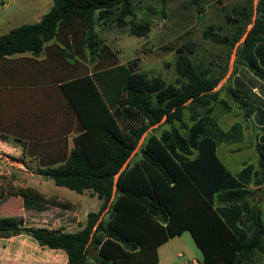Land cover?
Wrapping results in <instances>:
<instances>
[{
	"label": "trees",
	"instance_id": "obj_1",
	"mask_svg": "<svg viewBox=\"0 0 264 264\" xmlns=\"http://www.w3.org/2000/svg\"><path fill=\"white\" fill-rule=\"evenodd\" d=\"M132 1L51 0L36 22L0 35V61L11 62L6 57L24 53L33 57L44 53V60H53L56 56L49 49L53 47L60 63L85 52L96 63L89 74L57 78L53 93L44 95L33 91L40 82L49 83L47 77L43 72H37L36 79L30 75L33 66L26 58L19 59L25 61L26 79L10 81L12 72H0V139L12 132L29 156L45 160L37 175L78 194L90 190L100 201L77 232L26 227L20 218L12 224L0 220V238L25 234L40 247L64 251L66 264H155L157 247L187 231L202 254L201 264H258L257 255L264 261V220L246 200L249 185L264 181V143L255 146L257 170L247 165L232 175L216 156L219 143L241 139L239 124L224 132L211 117L213 105L220 101L213 89L229 60L223 65L216 61L194 65L191 43L178 50L172 83L118 64L96 38L94 26L112 15L117 26H124ZM247 3L225 17L224 32L218 25L204 30L202 37L234 49L235 69L244 67L264 82V0H257L253 19L251 0ZM148 31L147 22L130 27V34L137 37ZM218 68L221 72L215 75ZM16 87L20 95L49 101L47 109L50 106L54 116L49 119L44 112L18 120L8 96L9 92L17 96ZM229 94L240 106H248L238 92L229 88ZM251 112L245 111V116ZM161 122L163 130L158 135L148 132L138 149L140 158L127 163L143 134ZM72 132V148L67 150L66 136ZM15 195L25 210L67 205L45 199L32 188L18 189ZM216 202L229 206L219 209ZM240 204L248 210L245 221ZM104 210L109 211L106 222L100 220ZM236 220L246 223L244 230ZM90 248L96 254L93 262L88 261Z\"/></svg>",
	"mask_w": 264,
	"mask_h": 264
},
{
	"label": "rangeland",
	"instance_id": "obj_2",
	"mask_svg": "<svg viewBox=\"0 0 264 264\" xmlns=\"http://www.w3.org/2000/svg\"><path fill=\"white\" fill-rule=\"evenodd\" d=\"M248 1L133 0L131 3L132 14L126 17L124 26H117L114 21V15H112L106 22L96 21L94 33L96 38L114 54L118 64L130 66L135 72L143 73L147 77H159L165 82L172 83L176 80L175 59L178 50H184L185 46L191 43L194 44V48L189 56L194 65L203 64L206 66L210 61H216L218 64L223 65L227 59L229 60L228 64L234 66L235 50H227L209 40L203 39L202 33L209 28L215 30L218 25L222 26L220 32H224L227 29V25H224L225 17L231 15L234 7L246 5ZM256 3L257 0H251L252 19L256 15ZM50 5L51 0H0V35L20 25L36 22L49 9ZM135 22H147L149 31L141 37L131 35L130 27ZM51 44L53 43H48L46 47L48 48ZM49 49L56 56L53 60H44L43 53L39 57L26 54V59L33 66V69H29V71L32 70L30 75H33L34 78H39V73L37 72H43L49 82L47 84L40 82L38 87H34L36 89L33 92L36 95H44L45 91L52 94L53 86L56 84L55 80L62 75L67 78L79 77L91 73L97 67L96 63L90 59L86 52L83 57L73 56L72 58H67V61H61L60 63L53 47H49ZM20 57L22 56L15 54L11 56V62L0 61L1 74L13 73V75L10 74V77L8 76L7 80L11 78H21L22 80L27 78L25 61L19 60ZM210 68L213 67L211 66ZM218 69H214L215 75L221 72V69ZM223 77H225V73L221 77L220 83H223ZM16 89L17 87L15 88L17 96L12 92H9L8 96L12 97V106L17 109L16 116L18 120L27 121L28 118L37 117L44 112L49 116V119L54 116V114L51 115L50 106L47 109L49 101L46 102V99L39 96L30 98L20 95ZM238 118V115L227 116L222 120V123L226 126ZM160 127L161 125L155 128L151 127V131H156L158 134ZM11 133H8L6 137L7 140L14 143L10 140L15 138ZM145 137L146 134L142 136L140 143ZM71 139L72 135L68 134L66 136L67 150L71 147ZM226 147V145H220L217 149V155L231 171L237 169L243 162L249 161L253 155L251 149L246 148L245 150L249 154L245 151H240L231 154L227 159L222 156V152ZM137 151L138 148L128 159V163L138 158ZM24 155L27 158L21 155L20 149L18 153H15L8 146L0 147V220L12 224L21 218V211H23L21 199L15 195V192L24 188L39 190L44 197L46 195V197L54 200L63 197V199L76 204L81 211L96 212L98 210L100 201L91 194L90 190L79 195L65 187L56 186L51 179L35 173L37 168L42 167L45 160L39 158V156H29L26 151ZM51 209L53 213L57 211V208L52 207ZM108 212V210H104L100 215L102 222H106ZM27 218L29 219L27 223L29 227L40 228L36 226L38 224L45 225V212L28 211ZM85 219L86 217L83 220V224ZM171 242V250L166 256H162V259L178 251L184 254L183 257L180 258L173 254L170 264H199L201 262V252L188 232L183 233L180 238H175ZM94 254V250L90 248L89 257ZM45 257H47L45 248L35 246L30 252L28 260L25 256H22L20 264H45ZM88 261H90L89 258ZM261 261L262 259L259 260V262Z\"/></svg>",
	"mask_w": 264,
	"mask_h": 264
},
{
	"label": "crops",
	"instance_id": "obj_3",
	"mask_svg": "<svg viewBox=\"0 0 264 264\" xmlns=\"http://www.w3.org/2000/svg\"><path fill=\"white\" fill-rule=\"evenodd\" d=\"M26 54L28 53L19 54V56L26 58L27 57ZM40 55H42V53ZM44 58H45V54H44L43 59ZM6 59H11V56L6 57ZM227 66L228 67L225 72V77H223L224 79L223 83H220L221 81L220 80L218 85L213 89V91H218L219 93L218 98L220 101L213 105V112L211 114V117L216 121L217 127L224 132L228 131L231 128V126L234 124L240 125V136H241L240 141L235 142V143H224L223 142V143H219L216 147V156L219 159V161L224 165V167L232 175H236L247 165L253 166L254 170H257L258 168V165H257L258 156L255 151V146L258 143L259 144L264 143V130L262 129L264 128V82L260 81L255 76H253L244 67H238L235 69L236 67L235 63H234V66L233 65L230 66L229 64ZM9 80L15 81L16 79L11 78ZM229 88L239 93L241 100L244 101V103L248 105L246 108L243 106H240L233 100V97L229 94ZM248 110H252V112L248 113L249 115L247 117L245 116V111L247 112ZM236 115H238L239 117L238 119L234 120L232 123L226 126L223 125L222 120L224 118H226L227 116H236ZM161 124L162 122L159 125ZM159 125H155L153 127L155 128L156 126H159ZM162 130H163V127L161 125L160 131L158 132V134ZM150 131H151V127L144 134H146L147 136L148 132ZM155 134H157L156 131H155ZM69 135H72L73 137L74 133L72 132ZM145 138L142 140L141 143L139 141V144L137 147L138 149L144 142ZM10 140H12L14 143L7 140V137L6 139H3V140L0 139V147L8 146L13 151H15V153H18V150L20 149L21 155L25 157L24 155L25 150H23L22 141L15 139V138L14 139L11 138ZM220 145L227 146L226 149H224L222 152V156H224L227 159L229 158V156H231V154H235L240 151H245L249 154V152L245 150L246 148L251 149V151L253 152V155L250 157V160L248 159L249 161L243 162L237 169H234L233 171H231L217 155V149L219 148ZM71 148H72V143H71V147H69V150ZM137 154H138V158L136 160L140 158L138 151H137ZM194 156L195 154L190 156L189 158L192 159ZM136 160H133V161H136ZM133 161H130V162L132 163ZM248 188L251 191V194L246 200L248 203V206L251 209H254L255 211H259L261 214V219L264 220V181L258 185H254L251 183ZM85 191H83V193L79 195L84 194ZM38 192L42 194L41 191L38 190ZM91 194L94 195L92 192ZM45 199H50V197L48 198L45 195ZM55 201L62 203V204L64 203L67 205L63 208L52 206L55 209L57 208V211L54 213L52 212L51 206L45 209V211L39 212V213L45 212V225L38 224L36 227L45 228L46 230H53V231H60V232H67V233H74V232H77L79 229H81V227L84 225L83 220L86 217V214L88 212L81 211V209L77 207L76 204L63 199V197L60 199L57 198L55 199ZM216 206L219 209H223V208H227L229 205L224 202H220V203L216 202ZM238 207L241 209V220L245 221L246 211L248 210L246 206H244V204H240L238 205ZM28 211H34V210H28ZM28 211H26L25 209L21 211V218L23 221V226H28L27 225V223L29 222V219L27 218ZM242 221L236 220L237 223L235 222V224L239 229L244 230L246 223L244 224ZM185 232L187 231H184L183 233ZM183 233L179 236H175L171 239H168L165 243L157 247L156 249L157 261L155 264H170V261L172 260L171 256L173 254H176V256L180 258L183 257L184 254L182 252L177 251V253H173L171 255L169 254L166 258L162 259V256L163 257L166 256L169 250H171L172 248L171 241L175 238H180L183 235ZM35 246H38L37 243L32 238H30L29 236L25 234L16 235V236H12L9 238H0V264H20L21 263L20 259H22V256H25V258L28 260V257L30 256V252H32ZM41 248H45V252L47 253V257H45V264H66L67 263V257L64 251L53 250V249H49L46 247H41ZM95 256L96 254H94L91 257H88L90 259L89 262H91V260H93ZM255 259L258 264L264 263L262 257L258 255L255 257ZM261 259L262 261L259 262V260ZM199 264H201V262Z\"/></svg>",
	"mask_w": 264,
	"mask_h": 264
}]
</instances>
